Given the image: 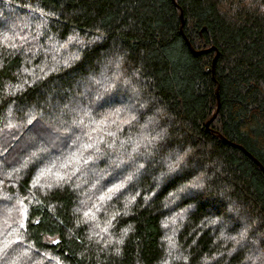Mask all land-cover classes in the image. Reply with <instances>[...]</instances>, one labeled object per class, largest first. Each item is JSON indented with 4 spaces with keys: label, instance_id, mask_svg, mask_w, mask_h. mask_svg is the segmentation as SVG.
Here are the masks:
<instances>
[{
    "label": "trees",
    "instance_id": "16d2710c",
    "mask_svg": "<svg viewBox=\"0 0 264 264\" xmlns=\"http://www.w3.org/2000/svg\"><path fill=\"white\" fill-rule=\"evenodd\" d=\"M0 19L15 26L0 27V128L20 125L22 143L29 120L49 129L39 168H52L32 187L39 168L0 167V264H264V171L218 135L264 165V0H0ZM184 34L215 49L195 54ZM102 74L135 111L74 114L104 95ZM177 153L180 183L202 178L195 199H169ZM57 175L70 179L47 188Z\"/></svg>",
    "mask_w": 264,
    "mask_h": 264
},
{
    "label": "snow or ice",
    "instance_id": "6c2138e0",
    "mask_svg": "<svg viewBox=\"0 0 264 264\" xmlns=\"http://www.w3.org/2000/svg\"><path fill=\"white\" fill-rule=\"evenodd\" d=\"M40 15L41 18H43V14ZM0 27L7 28L10 31L15 30L14 25L8 24V22L3 19H0ZM7 39L8 37H5V40ZM5 46L7 47V44H5ZM15 47L16 45L13 44L12 48ZM25 72H27V70H25ZM112 80L113 78L106 77L102 74L101 78L96 82V84L98 88L102 89L104 95H98L95 101L86 100L84 97H81L80 100L75 104L74 114L82 115L84 116L85 119L94 121V115L96 113H99L101 109H104L106 107L110 108L114 104L123 105L122 109L121 108L115 109L117 113H121L123 111H128V112L135 111L136 110L135 105H133L130 102V98L127 95L126 91L124 95H117V93L119 92V87L118 86L114 87ZM13 87H14V91L9 93V95L15 96L17 93H22L26 91V89L18 86H13ZM91 94H92L91 91H88L86 92L85 95L90 97ZM89 109H91V113H89ZM131 119H135V117H131ZM106 120L107 117H105L104 120L100 121L101 126H106ZM130 122L131 120L126 121L125 123H130ZM19 127L20 125L7 123L4 128H0V141H2L3 143V151H0V167H13L16 164H19L20 165L19 168H14V171L16 173L27 170L30 166L33 168H39V165L44 163L47 156L41 144V141H44L45 143L48 142L46 140V136L49 134L50 131L49 129L43 127H36V124L32 120H29L27 130L34 131L35 138L31 139L28 142L22 143L21 139H17L15 141L11 140V136L15 135V133L12 132L11 130L13 128H19ZM107 135H115V134L107 133ZM99 142L104 143L103 139H101ZM96 147L97 145L94 144L88 145V148L90 149H95ZM30 149H32L33 151H29ZM135 151L137 150L134 149V152ZM25 153H27L26 157H25ZM186 155L187 153H185L184 155H180L179 153L175 154L171 158V162L168 163L167 165L170 172H175V175L170 180V184L178 185V187L174 192L169 193V199L173 202L180 199L181 197H183L184 200L195 199L196 196L198 195V193L195 190L203 187L201 177H197L188 183H183V184L180 183V181L186 179L187 175H190V173H186L184 171L185 168L184 160ZM10 156L11 159H9ZM21 157L24 158L21 159ZM129 160H131L133 164L135 163V160L132 158V156H129ZM120 163H125V162L121 161ZM117 167H119V165H117ZM143 167H144L143 165L137 164L136 170L138 171ZM51 172H52L51 167L46 166L44 168H39L31 186L43 187L39 183L40 179L43 178L45 175L51 174ZM134 174L135 173L129 175L128 182H131L132 175ZM54 179H55V184L47 185L46 186L47 188L51 189L52 187H59L61 183H66L70 179V177L67 175H57L55 176ZM124 188H125L124 183L114 184L111 188L108 189V195L102 196L100 198L101 201L112 200L117 196V194L121 193ZM137 195H139V193H137ZM134 199L135 197H133V200ZM145 199H147V197ZM8 202H10V198L8 197H5L4 199H0V203H8ZM20 207L23 208L24 206L20 205ZM85 216L86 217L89 216V213H85ZM112 219L114 220L115 217H113ZM21 220L22 222L18 221L19 228L21 231L26 232L29 223L27 209H25L24 212L21 213ZM31 223L33 226H36L40 224V220L36 219L31 221ZM173 223H175V220H173ZM109 224H111V221H109ZM125 234H127V230H125ZM59 242H60L59 240L51 241L52 244H58ZM13 243L20 244L22 243V241L17 239L13 241ZM262 243H264V241H262Z\"/></svg>",
    "mask_w": 264,
    "mask_h": 264
},
{
    "label": "water",
    "instance_id": "95a60500",
    "mask_svg": "<svg viewBox=\"0 0 264 264\" xmlns=\"http://www.w3.org/2000/svg\"><path fill=\"white\" fill-rule=\"evenodd\" d=\"M174 2H175V0H173ZM180 16H181V20H182V27H183V25H184V23H185V20H184V14H183V11L181 10V14H180ZM184 37H185V39H186V41H187V44H188V46L190 47V49H191V51L193 52V53H195V54H198V53H205V52H209V51H211L212 49H215V47H213V48H208V49H202V50H196L193 46H192V44L190 43V41L188 40V38L186 37V35L184 34ZM217 55H218V52H217ZM217 55L215 56V59H214V62H213V69H212V71H213V73L215 72V62H216V58H217ZM216 96H217V99H218V105H217V108H216V110H215V112H214V114H213V116L207 121V123H206V126H207V128H210V124H211V122L215 119V117L217 116V114H218V112H219V110H220V106H221V103H220V95H219V89L217 88V90H216ZM218 133V132H217ZM218 135H220L225 141H227L228 143H230V144H232L233 146H236V147H238V148H240V149H242L244 152H246V154L247 155H249L259 166H260V168L264 171V165L254 156V155H252V153H250L244 146H242V145H240V144H236V143H234V142H232V141H230V140H228V139H226L222 134H220V133H218Z\"/></svg>",
    "mask_w": 264,
    "mask_h": 264
},
{
    "label": "rangeland",
    "instance_id": "374dc122",
    "mask_svg": "<svg viewBox=\"0 0 264 264\" xmlns=\"http://www.w3.org/2000/svg\"><path fill=\"white\" fill-rule=\"evenodd\" d=\"M29 27H30V26H29ZM28 37H32L31 33L29 34V36H28ZM72 43H73V42H71V43H69V44H67V45L63 46V48H66V49H68L69 47H72V46H74Z\"/></svg>",
    "mask_w": 264,
    "mask_h": 264
}]
</instances>
